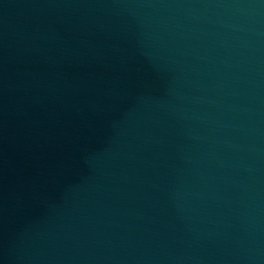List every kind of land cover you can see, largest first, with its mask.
I'll return each mask as SVG.
<instances>
[{
	"label": "water",
	"instance_id": "water-1",
	"mask_svg": "<svg viewBox=\"0 0 264 264\" xmlns=\"http://www.w3.org/2000/svg\"><path fill=\"white\" fill-rule=\"evenodd\" d=\"M0 264H264V0H0Z\"/></svg>",
	"mask_w": 264,
	"mask_h": 264
}]
</instances>
